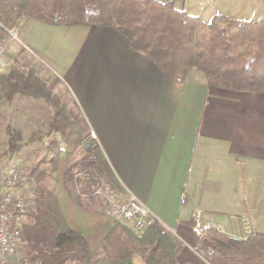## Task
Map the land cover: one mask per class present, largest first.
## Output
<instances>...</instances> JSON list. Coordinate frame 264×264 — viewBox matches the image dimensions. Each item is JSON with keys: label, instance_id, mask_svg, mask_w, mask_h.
Returning <instances> with one entry per match:
<instances>
[{"label": "crops", "instance_id": "obj_1", "mask_svg": "<svg viewBox=\"0 0 264 264\" xmlns=\"http://www.w3.org/2000/svg\"><path fill=\"white\" fill-rule=\"evenodd\" d=\"M23 26L54 34L68 28L72 52L56 74L95 135L87 146L101 151L125 197L135 196L178 239V264H207L194 250L196 212L233 238L245 237L247 227L264 233V94L209 88L194 69L175 86L112 28L31 19ZM26 41L39 49L38 37ZM2 71L0 120L12 121V87ZM64 201L69 225L95 249L111 225L103 203L78 211L65 194Z\"/></svg>", "mask_w": 264, "mask_h": 264}, {"label": "trees", "instance_id": "obj_2", "mask_svg": "<svg viewBox=\"0 0 264 264\" xmlns=\"http://www.w3.org/2000/svg\"><path fill=\"white\" fill-rule=\"evenodd\" d=\"M23 16L48 24L61 16L65 26L112 28L175 86L194 69L209 88L264 94V17L240 21L215 15L206 22L172 0H0L3 26ZM35 73L29 71L18 89L11 86L12 93L42 92L54 112L49 126L55 137L42 143L29 166H20L35 195L21 231L28 264H178L181 243L155 219L140 231L112 222L95 249L69 225L59 201V166L73 157L87 125L67 103L42 91ZM18 149L11 140L10 156ZM86 158L96 166L84 168L82 178L72 174L75 163L62 173L64 194L78 211L90 210L83 198L91 200L101 180L115 194H125L97 147ZM196 240L194 250L207 264H264V233L238 239L211 230Z\"/></svg>", "mask_w": 264, "mask_h": 264}, {"label": "rangeland", "instance_id": "obj_3", "mask_svg": "<svg viewBox=\"0 0 264 264\" xmlns=\"http://www.w3.org/2000/svg\"><path fill=\"white\" fill-rule=\"evenodd\" d=\"M172 1L176 7L182 6L186 12L193 16H198L206 22L210 21L215 15H222L226 18L240 21H251L264 17V0ZM29 19L31 18L23 16L12 27H5L0 23V68L2 67V70H4L2 73L6 72L7 81L10 80L11 86H16L15 88L18 89L19 86L17 85H21L23 80L28 79L29 71L34 70L36 72L34 75L37 77L42 91L45 90L56 96V98L59 97L63 103H67L66 106H68L73 115L75 114V116L83 119L69 86L64 79H60L56 74V72H59L60 67L67 65L70 52H72L68 28L63 32L58 30L55 34L52 29H32L30 26L25 30H21L24 27L23 23ZM51 24L65 26L61 16H55ZM31 36L40 39L39 49H33L34 53L21 42L22 40L26 43V38L29 39ZM14 90L12 88V92ZM41 93L32 94L28 90L21 93L23 96L20 93H13V98L8 102L6 109L11 114L12 121L0 120V165L6 164L8 158H11V163L19 167L29 166L42 143H47L55 137L49 126L54 112ZM1 117L3 116L1 115ZM84 130L88 135L81 140L74 151L73 157L68 163L61 162L59 166L58 191L59 200L63 208H65V184L62 181V173L65 166L76 164L72 173L76 175L75 179L82 178L85 171L84 168L88 167V170H93L96 166L94 160L86 158V155L93 149V144L88 147L87 143L88 141H94L95 138L91 137L88 127ZM84 130L81 132L83 133ZM11 140L19 147L18 151L13 156L11 155L12 157L8 151V145ZM91 198L89 200L86 196L83 199L87 200L86 203H88L90 210H95L98 200H100L103 203V211L107 215L109 223L115 222L110 216L111 208L126 200L125 195L121 193L115 194L103 180L100 181L99 187ZM262 230L264 232V228ZM248 231L245 237L252 234L249 228ZM245 237L237 238L242 239ZM24 254L28 258L26 251H24Z\"/></svg>", "mask_w": 264, "mask_h": 264}, {"label": "built area", "instance_id": "obj_4", "mask_svg": "<svg viewBox=\"0 0 264 264\" xmlns=\"http://www.w3.org/2000/svg\"><path fill=\"white\" fill-rule=\"evenodd\" d=\"M90 135L95 138L93 132ZM33 196V189L18 165L11 162L0 165V264H27L21 231ZM110 216L134 231L142 230L148 221L153 220L151 211L131 194L111 208ZM191 229L199 238L211 230L222 233L220 227L204 223L199 212L192 217Z\"/></svg>", "mask_w": 264, "mask_h": 264}]
</instances>
